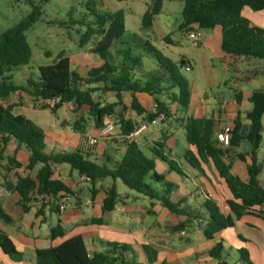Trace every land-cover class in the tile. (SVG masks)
<instances>
[{
    "label": "trees",
    "instance_id": "trees-1",
    "mask_svg": "<svg viewBox=\"0 0 264 264\" xmlns=\"http://www.w3.org/2000/svg\"><path fill=\"white\" fill-rule=\"evenodd\" d=\"M164 0H151L141 17L142 28H148L153 18L160 12ZM181 22L179 29L188 32L194 26L209 30L215 26L221 29L220 49L230 57H246L264 60V27L253 25L241 12L247 7L253 12L264 10V0H179ZM31 4V11L17 23L0 33V160L11 139L17 147L23 146L27 151L24 164L14 156H7L6 165H0L4 170L1 174L2 187L18 195L17 204L23 213H28L32 204L39 206L34 212L35 217L44 215L48 207L50 213H57L60 205L56 201L63 196H75L74 190L61 178L54 176V166L65 164L78 176L89 183L91 200H94L98 189L96 183L109 178L112 183L104 189L101 203L102 212L113 211L122 195L117 191L116 181L128 189L158 202L166 211L183 219L172 227V231L181 232L192 220H205L202 228L203 236L210 240L217 232L233 227L240 218L253 215L264 220V185L258 181L262 170L258 151L262 141V118L264 117V88L253 90L248 102L250 110L245 114L244 124L239 114L232 121L228 145L221 146L215 137V122L213 118H194L188 116L190 92L188 82L177 72L181 64L173 62L164 56L148 40H142L141 54L135 53L133 46L123 38L125 19L121 11H110L102 8L96 0H86L82 3L80 17L75 18L76 8L71 6L66 12V20L59 26L78 25V45L85 46L91 39L94 44L90 52L101 60L97 66L89 67L84 76L79 75L70 67V59L63 53L47 66L38 67L37 78L28 77L23 85L12 82L10 72L29 62L31 49L26 40L25 32L40 16V6ZM136 35H133V40ZM167 40V37H164ZM131 40V41H132ZM115 46L112 50L111 47ZM151 55L155 66L144 71L142 61ZM143 72V73H142ZM264 74V72H263ZM16 92H24L32 97L34 108H49L52 112L64 104H72L74 117L72 127L79 135L80 145L73 151H46L44 132L30 119L13 112L16 104H3L1 100ZM130 95L125 103L124 94ZM146 94L153 102V108L147 109L135 94ZM112 94L114 100L102 101L101 96ZM58 99L53 106L43 103L48 99ZM241 94L235 93L236 102L241 101ZM176 105L172 111L171 105ZM85 110V117L81 111ZM177 112L182 116L185 137L193 150L186 149L182 153V161L192 168L201 170L202 165L210 161L217 176L224 183L229 198L226 200L228 213L221 212L218 204L206 196L202 202L203 211L191 208L185 196H173L176 185L169 182L155 170V160L163 162L170 171L182 175L178 163L165 152L163 141H153L148 147L151 156H147L135 140L127 139L138 123L131 117L152 123L162 115L163 119L174 117ZM113 116L114 126H117L116 136L124 143L125 149L120 160L107 166L91 159V147L84 145L85 118L90 120L94 129H99L106 116ZM250 145L248 151H237L242 141ZM15 151V150H14ZM240 160L245 164L247 180L243 181L232 172V163ZM23 167L24 174L15 173V180L7 179V173L15 168ZM147 180L155 182L157 190L149 185ZM50 204V205H49ZM0 220L5 224L12 222V217L0 207ZM97 221V219H93ZM65 230L57 222L49 227V238L64 236ZM146 261L151 263L156 257V250L143 244ZM131 250L128 245L107 243L106 249L90 253L80 236H74L62 241L57 246L34 250L35 264H143L134 258H127L125 252ZM238 257L246 264H252L248 252L241 248ZM0 253L13 262H20L23 254L18 251L13 240L0 230ZM209 257L224 264L222 259L223 246L220 242L214 244L208 251ZM0 264H3L0 262Z\"/></svg>",
    "mask_w": 264,
    "mask_h": 264
},
{
    "label": "rangeland",
    "instance_id": "rangeland-1",
    "mask_svg": "<svg viewBox=\"0 0 264 264\" xmlns=\"http://www.w3.org/2000/svg\"><path fill=\"white\" fill-rule=\"evenodd\" d=\"M86 0H0V33L11 27L13 24L17 23L24 16H26L32 9L30 2H33L35 5L40 6V16L36 22L26 30V40L31 49V57L27 64L19 66L13 69L10 72L11 80L16 85H23L26 83L28 77L37 78L38 76V67L47 66L52 64L56 60V56L59 53H63L65 56L69 57L73 62L70 64L72 70H74L79 75H83L89 66H94L95 60L99 57L90 52L94 44V39H91L85 46L80 47L78 45L79 31L82 30L78 25L70 26L67 28L65 26H59V22L66 20L67 10L73 6L76 8L74 13L75 18H79L81 11L82 3ZM98 4H101L102 8L110 11H121L125 19V33L123 38L125 41H128L131 46L134 48V52L141 54L142 49L140 48V43L142 40H148L155 48H157L164 56L171 59L177 65L181 64V61H185L181 67L177 69V72L181 74L186 81L188 82L189 92L193 97L195 95L203 96L206 99V113L205 117H213L217 119L218 111L221 108V105L227 104V109L230 105L233 104L234 98L232 95L233 89L240 91L242 95L250 94L253 90L264 88V76L259 75L250 81H243L240 77L250 76L254 69L251 66L243 64L241 61L237 64V71L230 68L225 60L221 57L216 56L211 47H205V45H193L191 41L187 38V32H183L179 29V24L181 22V9L182 2L179 0H164L160 9V12L154 16L153 23L148 28H142L141 26V17L143 12L146 10L147 5L151 3V0H96ZM205 32L208 30H204ZM203 32V30H202ZM204 33V32H203ZM136 35L132 40L131 37ZM167 37V40L164 38ZM132 40V41H131ZM115 46L111 47V50ZM89 60V65L83 69L86 62ZM191 64V69L186 70L185 64ZM155 66V62L151 55L143 58L142 67L144 70L149 71L152 67ZM255 66V65H253ZM257 66V65H256ZM258 68H263L264 65L261 64L257 66ZM1 81V78H0ZM237 84V85H235ZM125 101L128 100V95L124 96ZM29 99V98H28ZM27 95L23 92H16L9 95L7 98L1 100L3 104H16L18 102L25 103V107H14L13 112L24 115L26 118L30 119L36 126H38L44 132V146L47 151L62 152V151H73L75 144L77 143V135L79 133L73 129L71 125H65L64 121L67 119V116L71 118V110L67 108H59L55 112H52L50 109H39L38 103L37 108H33V101H28ZM102 101L111 102L114 100L112 94H106L101 96ZM17 101V102H16ZM241 107L243 109H250L251 104L245 99H242ZM85 110H82V116L85 117ZM221 120L224 122L227 120L225 115L221 113ZM165 121V119L163 120ZM263 130H262V141L258 151L259 161L262 162V171L258 177L259 180L264 178V118H263ZM161 126L165 134H168L167 128L172 129L171 136H173L172 142L174 145L177 143L176 153L179 154L182 148H188V143L185 137V130L180 124L176 121L168 119L165 123H158L157 125L152 124L153 128ZM147 128V127H146ZM91 130V122L87 117L85 118V132L88 133ZM146 130V129H145ZM117 131V126H114V130L111 136ZM63 139L68 141V147L62 149L54 144V141L58 139ZM97 137L96 142L99 140ZM108 138V137H106ZM52 139L53 142L50 144L49 140ZM72 144V145H71ZM77 146V144H76ZM101 144H96L95 150L99 152L102 150ZM250 145L247 141H242L237 148V151H244L249 149ZM15 150V151H14ZM110 158L113 160H120V153L109 150ZM147 155V152L143 150ZM4 159L0 160V165H6L7 156H14L15 159L22 164L25 163V158L27 156V151L23 146L17 147L15 140L11 139L7 144L4 152ZM148 156V155H147ZM172 158L178 163L182 175H178L174 172H165L163 176L169 182L177 185L176 191L182 193V185L185 184L192 191V197L197 203V208L203 211L202 202L204 196L199 189L192 186L196 184L199 186L201 184V176H199V170L192 168L190 165L186 164L182 160H179L175 155ZM107 166H111V162H106L101 160ZM155 169L157 172L160 170ZM4 172L0 168V207L12 217V222L5 224L0 220V230L6 234L13 235L16 242V248L21 252V247L17 243L18 239L15 237L16 232L13 230L15 227H20L23 234H35L39 235L40 233L47 231V224H40L41 229H38L37 226L30 229L26 224V221H34L33 214L23 215L22 220L19 218L22 215L20 206L17 204V195L15 193L7 192L5 188L2 187V178L1 174ZM15 173L24 174L25 170L23 167L15 168L7 173V179L10 181L15 180ZM188 176V178H186ZM78 177V174H75V178ZM183 180V182L179 180ZM192 180V181H191ZM149 185L157 190L158 186L155 182L147 180ZM117 191L123 195L125 192L131 195H139L138 198L134 201H128L129 207H136L138 205L149 208L148 197L140 195L127 187H125L120 180L116 181ZM89 183L84 184L83 193L81 196L82 201H86L89 196L88 192ZM202 189V188H201ZM174 190V191H175ZM130 195V196H131ZM119 206L122 208L121 212L112 211L111 215L115 219H121L125 217L127 226L130 228L141 229V224L137 218H130L124 214L126 205ZM264 208V205H263ZM222 210V209H221ZM164 211V212H162ZM161 213H156L157 216V228L156 232L163 234L164 231H169L168 244H180L176 248H182L184 244L183 238L185 237V231L182 233L172 231V227L179 223L182 217H177L171 213L166 212L164 209ZM51 224H55V215H51ZM155 219L154 216L148 215L143 218L144 222H152ZM172 224V225H171ZM201 226V225H199ZM244 225V221L241 220L233 231L239 233L241 236H246L247 229ZM232 231V230H230ZM194 236L202 238V229H195ZM227 236V234L225 235ZM253 242H257L255 238H249ZM167 242V241H166ZM240 242L241 246L247 251H252L248 245ZM189 245L188 247H192ZM241 249V247H239ZM140 252V253H139ZM229 256L227 257L229 264H245L243 261L239 260L235 262L236 258L239 256L237 251L233 249L231 252L228 249ZM129 258H134L136 261L143 264H148L146 261V256L143 253L141 247L131 248L130 253L128 254ZM257 258H263V255H260L258 252L253 253V264H256ZM153 260H156L153 258ZM184 263L182 257H174L173 253L166 255V261L164 264H180Z\"/></svg>",
    "mask_w": 264,
    "mask_h": 264
},
{
    "label": "crops",
    "instance_id": "crops-1",
    "mask_svg": "<svg viewBox=\"0 0 264 264\" xmlns=\"http://www.w3.org/2000/svg\"><path fill=\"white\" fill-rule=\"evenodd\" d=\"M241 14L244 17H246L250 21L251 24L264 27V10L253 12L249 8L245 7L242 9ZM203 32H204L203 40L201 41L200 44L205 45V47H211L215 55L225 60L227 64L230 66V68L237 71L238 70L237 64L238 62L241 61L243 64L247 66H251L254 69V71L252 72L250 76H246V77L243 76V77H240V79H242L243 81H250L251 79H254L259 75L264 76L263 74L264 67L261 69L257 67V66H260L261 64L264 65V60H258V59L246 58V57H233L232 58L229 55L224 54L221 51L220 49L221 29L219 26H215L214 28L209 29L206 32L203 30ZM90 49L91 48H89V50ZM100 62L101 60L97 59L95 60V63L93 65L97 66L100 64ZM184 62H185L184 60L181 61V65ZM72 63L73 62L70 60V64ZM89 63L90 62L88 60L86 64L83 66L84 67L83 69H85L89 65ZM186 67L191 69V64L187 62V64H185V69ZM85 72H83L82 76L85 75ZM235 93L241 94V92L237 91V89H233L232 91V95L234 98L233 104L230 105L228 109H227L228 107L227 104L225 106L221 105V108L218 111V115H217V119H216L215 127H214L215 134L217 130H219L223 125H232V121L235 119L237 114H239V118L242 123L244 124L247 123V120L245 119V114L250 109H247V110L243 109L241 107V103H242V99L245 98L247 100V98L249 97L251 93L246 94V96L241 94L242 98L239 104L236 102ZM125 94L128 95V100L126 102L124 98V101L125 103H128L130 95L128 93H125ZM135 95L147 109L153 108L152 99L148 95L139 94V93ZM27 99L28 101L32 102L31 96L27 95ZM206 105H207V102L203 96L195 95V97H193V95L190 94V104H189V108L186 114L194 118H207L205 117ZM18 106L25 107V103L18 102V105H16L15 107H18ZM60 108H67L71 110V114H73L71 103L64 104ZM171 108H172V111H175L176 105L174 104L171 105ZM44 109H49V108H44ZM79 113L80 111L76 115L73 114L71 118L67 116V119L64 121L65 125H71V122L74 121V117H78ZM221 113H223L225 117L227 118V120L224 122L221 120ZM16 114H19V113H16ZM181 116L182 114L177 112L176 114H174V117L170 119L172 121L174 120L178 122L180 126L183 127V122L179 120ZM131 118L135 119L138 125L141 123H144V120H142L141 118H137V117H131ZM210 118H213V117H210ZM263 118H262V122H263ZM167 121L168 119H165V121H162V122L160 121V122L146 123L147 124L146 130H144L136 138L135 141H137L140 147L144 151L147 152L148 156H151L148 147L152 146L153 141H163L165 144V152L171 158L173 155H175V157H177L179 160H182L181 158L182 153L186 149L193 150V148L189 145L188 148H182V150H180L181 152L177 154L176 153L177 143L176 145H174V143L172 142V140H174L173 136H171V133L173 132L172 129L167 128V131L169 132L168 134H165L161 126L156 127V128L152 127V124H155V125H157L158 123L163 124ZM117 133L118 131H116L113 136L110 135V137L108 138L106 137L99 138L96 144L98 143L103 146L102 150L99 152H96L95 150L96 144L93 146H90L91 147V150H90L91 157L90 158L100 164L104 163L101 160H105L106 162H111L113 165V163L116 162V160H113L110 158L108 149L114 152H119L121 156L125 149L124 143L116 136ZM95 134H97V130L91 126V130L88 133L85 132L83 135V138L85 139L86 136H92ZM79 138H80V135H77V143H76L77 146L80 145ZM49 142L51 144L53 140L50 139ZM83 143L84 145H86L85 140H83ZM54 144H56L58 147H61L62 149H65L66 147H68V141H64L61 138L58 139L57 141H54ZM76 144L75 146L71 144L72 147H74V149L76 148ZM248 150H250V147L249 149L244 150V151H248ZM25 159H27V156ZM158 164L160 166L159 167L160 170L158 171V173H161L163 175V173L165 172H169V173L173 172V171H170L167 168V166L158 159L155 160V169L158 168ZM232 172L238 175L241 180L243 181L247 180L245 164L242 161L240 160L233 161ZM199 173H200L199 176H201V181H202L201 184H199V186L196 184H193L192 186L199 189L202 195L204 196V198L208 196L211 199H213L218 204L220 210L222 209L221 212L224 214H227L228 208L226 205V200L229 198V193L224 183L217 176L212 166V163L208 161L207 163L203 164L201 170H199ZM75 174H76V171L71 170L65 164L54 166V176L61 178L68 186H70L74 190L75 196L71 197L70 200H67L65 202L66 207L63 210H59L57 213H50L47 207L43 211L44 215L35 217L34 212L37 210L39 206L38 203L32 204L31 209L28 213H23L21 210L22 215L19 217L21 220L23 218V215H27V214H33V217H34V221H26L24 223L26 224V226H28L30 229H33V227L35 226H37L38 229H41L42 227L40 224H47V231H44L40 233L39 235H35V234L27 235L26 233L23 234L21 232L20 227H15L13 230L16 232L15 237L19 241L17 244L20 245L21 247V252L23 254L22 260L18 263L13 262L7 256L0 253L1 263L3 264H35V259H34L35 249L47 248L50 246H57L62 241L69 239L71 237H74V236H80L82 238L86 248L88 249L90 253L106 249L107 243L125 244V245H128L132 249L133 247H142L143 244H146L152 247L157 252L156 257L154 258L156 260H153L151 263H148V264H164L166 261V255L170 253H173L174 257L179 256L184 259L185 262L184 263L182 262L180 264H216L217 261L209 257L207 254V251L217 242H220L223 246L222 259L225 262L224 264H229L227 260V257L229 256L228 249L231 252H233V249L238 251L239 247L243 248L240 242H238V239L241 242L248 245L250 249H252V251H247L245 248H243L248 252L249 259L252 264H253L252 261H253L254 252H258L260 255L264 256V220H262L261 218H258L253 215L243 216L238 221H236L233 227L226 228L224 230H221L220 232H217L214 235V237L210 240L206 239L203 236V233H202V238H204V240L199 239L200 238L199 236L198 237L194 236L195 229L197 228L202 229L205 224V220H202L200 222L198 220H192V222L189 223L188 226L183 230L186 233H185V237L183 238L184 244H182V248L177 249L176 246L177 245L181 246L180 244H173V243L168 244V239H169V234H170L169 231H164L163 234H161L160 232L159 233L156 232V229L158 230L160 229V228H157L158 222L156 221L157 220L156 213L159 214L164 209L158 202L152 201V200L149 201V205H150L149 208L141 206V205H138L136 207H129V205L127 204L128 201H134V199L135 198L137 199L139 195H131L125 192L122 195V201L118 203V205L116 206L114 210L121 212L122 208L119 206V204L121 203L123 206L126 205L124 214L130 218H137V220L141 224L140 230L136 228H130L127 226L125 217H122L121 219H115L111 215L112 211L111 212L101 211V203L105 195L104 189L111 185L112 183L111 179L105 178L96 183L95 186L98 189V192L94 200H91L90 192L88 189V192H89L88 199L86 201H82L81 196L83 193L84 184H87L88 182L85 180H82V177L80 176L75 178ZM186 178L190 180L188 176H186ZM179 181L183 182V180L181 179ZM258 181L261 186L264 185V178L263 180L258 179ZM175 189H177V185ZM7 192H11V191H7ZM11 193H15V192H11ZM15 194L17 195V193ZM172 195L173 196L180 195V196L187 197L186 202L190 205L191 208H197L198 206L195 199H193L194 197L192 196V191L185 184L182 185V193L175 190L173 191ZM63 199H65V196L61 197L59 201H56V202L59 203V205H61ZM17 200H18V195H17ZM164 210L166 211V209ZM260 210H264L263 206L260 208ZM199 211L202 212L200 209ZM52 214L55 215V221H56L55 224L59 222L60 225L65 230V234L61 238H56V239L49 238V227L55 225V224L50 223ZM148 215L154 216L155 219L152 222H144L143 218ZM93 219H97V221H93ZM241 220L244 221V225H246L247 227L246 236H241L239 233L233 231ZM226 234L227 236H225ZM7 235L13 240V242L15 243V246H17L13 235L12 234L11 235L7 234ZM249 238H255L257 239V242L255 243ZM194 242L195 244L192 247H188L189 245H192ZM130 251L131 250L125 252V256L127 258H129L128 254L130 253ZM257 259L258 260L256 264H264L263 258H257ZM239 260L240 258L237 257L235 262Z\"/></svg>",
    "mask_w": 264,
    "mask_h": 264
},
{
    "label": "built area",
    "instance_id": "built-area-1",
    "mask_svg": "<svg viewBox=\"0 0 264 264\" xmlns=\"http://www.w3.org/2000/svg\"><path fill=\"white\" fill-rule=\"evenodd\" d=\"M187 38L191 41L193 45H200L201 41L203 40V32L202 29L194 26L191 30L187 32ZM188 70L189 68L186 67ZM58 99H48L46 101H43V103L47 104L48 106H53L54 103ZM163 119V116H158L155 121L153 122H160ZM147 124L141 123L139 124L131 133L127 135V139L129 140H136V138L146 129ZM114 130V118L113 116L109 115L105 117V120L103 124L100 126L99 129H97V134L92 136H86L85 137V143L87 146H93L96 144V138L97 137H110ZM230 131H231V125H223L219 130H217L215 137L218 141V143L221 146H226L229 143L230 140ZM82 180H85V178H82ZM70 196H65V199H63L60 210H63L66 207V201L70 200Z\"/></svg>",
    "mask_w": 264,
    "mask_h": 264
}]
</instances>
